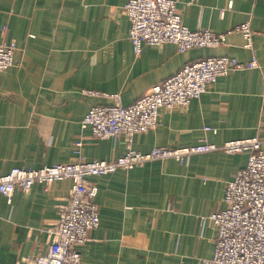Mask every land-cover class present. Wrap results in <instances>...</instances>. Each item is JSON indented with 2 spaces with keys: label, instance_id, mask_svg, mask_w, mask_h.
<instances>
[{
  "label": "crops",
  "instance_id": "obj_1",
  "mask_svg": "<svg viewBox=\"0 0 264 264\" xmlns=\"http://www.w3.org/2000/svg\"><path fill=\"white\" fill-rule=\"evenodd\" d=\"M126 0H0V41H15L16 64L0 73V172L76 160L115 159L128 137H94L85 117L119 93L129 105L190 61L228 55L260 66L232 71L187 106L162 108L160 125L135 135L131 146L186 147L203 139L222 144L264 134V0H178L185 24L225 32L249 21L254 49L241 34L219 47L178 51L174 43L145 45L136 54ZM4 26L7 30L4 31ZM34 35V36H33ZM210 126L217 129L206 130ZM249 153H198L182 163L148 161L130 170L92 176L101 221L79 246L84 264H204L218 232L210 219L224 208L228 182ZM72 180L36 183L0 193V264L46 253ZM175 204V209L168 206Z\"/></svg>",
  "mask_w": 264,
  "mask_h": 264
},
{
  "label": "built area",
  "instance_id": "obj_2",
  "mask_svg": "<svg viewBox=\"0 0 264 264\" xmlns=\"http://www.w3.org/2000/svg\"><path fill=\"white\" fill-rule=\"evenodd\" d=\"M131 28L130 39L136 54L145 45L174 43L178 51L219 47L229 44L234 34H241L244 46L254 49V31L249 21L225 32L210 28L193 30L179 11L178 0H126L124 5ZM7 26H4V31ZM34 36V35H33ZM16 42L0 41V73L16 64ZM256 56L249 62L228 55H214L187 62L180 71L152 86L135 102L124 105L119 93L105 94L112 104L94 105L85 117L94 137L108 139L125 134L129 150L115 159L85 160L84 140L75 143L76 160L39 168L14 167L0 172V193L11 196L17 189L24 191L36 183L50 185L70 179L72 187L66 201L59 207V219L52 229L54 241L46 253L23 257V264H84L79 246L88 241L90 232L101 221L96 197L99 187L92 176H106L119 169L130 170L148 161L174 158L182 163L198 153L223 151L229 154L248 152L247 165L228 182L224 208H215L204 219H210L218 236L214 255L204 264H264V134L234 139L222 144L203 139L186 147L155 146L145 153L131 144L136 134L148 132L160 125V110L187 106L201 97L221 76L232 71L259 67ZM206 130H213L210 126ZM175 209V204L168 206Z\"/></svg>",
  "mask_w": 264,
  "mask_h": 264
}]
</instances>
